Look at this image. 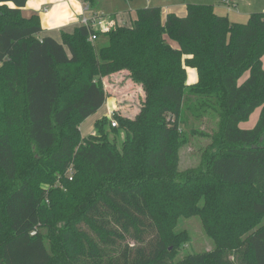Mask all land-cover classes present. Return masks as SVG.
Instances as JSON below:
<instances>
[{
  "label": "trees",
  "instance_id": "1",
  "mask_svg": "<svg viewBox=\"0 0 264 264\" xmlns=\"http://www.w3.org/2000/svg\"><path fill=\"white\" fill-rule=\"evenodd\" d=\"M26 1L0 0V264H264V11L143 6L97 48L83 24L42 36ZM119 72L140 92L134 111L82 136L104 77L130 89ZM206 118L209 130L191 121ZM191 136L208 142L181 169ZM192 216L211 249L186 251Z\"/></svg>",
  "mask_w": 264,
  "mask_h": 264
},
{
  "label": "crops",
  "instance_id": "2",
  "mask_svg": "<svg viewBox=\"0 0 264 264\" xmlns=\"http://www.w3.org/2000/svg\"><path fill=\"white\" fill-rule=\"evenodd\" d=\"M128 7L124 6L122 1L117 5L115 10H109V14H106L103 11V5L99 2L93 4L88 10L84 9L85 2L83 0H27L25 5L21 8L22 14L24 16H28L32 13H36L39 16L40 24H41V32L42 36H52L57 40L61 39L62 31H71L75 26L80 24L81 17L91 16L93 14L98 16L99 23L93 26V30L95 31L96 37L93 40L95 45H104L107 42V37L103 31L107 29L112 23L117 22L119 24L130 25L132 20L136 16V9L143 6H153L157 5L161 7L162 18L164 19L167 13L173 12L178 16H184L186 14V3L184 0H165L163 3H158L156 0H127ZM126 5V3H125ZM221 5V6H220ZM214 6V5H213ZM219 6L225 10V14H227L230 20L238 19L236 14L229 16L228 13L234 12L236 6L231 5L227 7V3L225 0H221ZM215 8V7H214ZM117 9V10H116ZM216 9V8H215ZM119 10V11H118ZM251 11V10H250ZM250 12L248 11V14ZM124 14V15H123ZM129 17L126 21L124 17ZM236 21V20H235ZM102 31V38L98 36L97 32ZM262 65L264 67V54L261 57ZM248 75V72L244 73L243 78ZM112 78L116 79L118 82L121 80V83L125 85V87H129L130 89L125 92H135L137 91L136 97L138 98L140 92L138 87L133 84V82L129 78L124 77V72L115 73L112 75ZM197 80V72L195 68H186V81L188 84L194 83ZM104 86L106 85V78H103ZM138 101V100H137ZM119 108L125 109V105H117L112 96H107L105 103L92 115L88 116L79 126L81 132V126H85L86 132H81L82 136H85L89 133L93 132L94 122L101 118L102 116L110 117L113 110ZM135 108V107H134ZM134 108H131L134 111ZM122 109V112H127ZM121 111V109L117 110ZM242 126V122L240 123ZM252 127V126H250ZM249 128V127H247ZM86 133V134H84Z\"/></svg>",
  "mask_w": 264,
  "mask_h": 264
},
{
  "label": "rangeland",
  "instance_id": "3",
  "mask_svg": "<svg viewBox=\"0 0 264 264\" xmlns=\"http://www.w3.org/2000/svg\"><path fill=\"white\" fill-rule=\"evenodd\" d=\"M122 1L123 5L128 7V3L126 2L127 0H96L98 3H102L103 5V11L106 14H109V10H115L116 6H119V3ZM165 0H156L158 3H163ZM185 2H191V3H210L213 4L214 7L216 8L215 10L221 14H225V10L222 9L219 4L221 0H184ZM227 3V7L229 4L235 5L237 10V13L230 12L228 13L229 16H232L233 14H236L238 16V19H235L238 22H244L246 21L248 17V11L249 12H254V11H264V0H225ZM126 3V5H125ZM117 10V9H116ZM251 10V11H250ZM119 11V10H118ZM124 15V14H123ZM126 18V19H125ZM124 19L127 21L129 17H124ZM234 20V21H235ZM98 36L103 39L102 34H98ZM97 48L101 45H96ZM111 83H114L113 80H108L105 85V89L107 92L108 96H112L114 98V101L117 103V105H125V109L119 108L117 106L116 110L118 109L122 111H127L131 113V108H134L137 105V91L135 92H128L125 94V92H119ZM117 83V82H116ZM112 85V86H111ZM120 90V88H119ZM111 92V93H110ZM112 111V112H113ZM259 114V108L255 109L250 117L248 118L247 121L242 122L243 127H250L253 126L258 118ZM112 116V113H111ZM193 122V125L201 130H209L208 124L212 126L211 119L206 118L202 122H198L196 120H191ZM86 121L83 123L85 124ZM81 132H86L85 126H81ZM86 134V133H84ZM124 138L123 132H120L119 135V141L118 143L120 144L121 141ZM190 143L186 144L183 146L180 150V163L179 167L182 169L184 167L194 165L196 162H198L199 155L201 152V149L207 144L208 140L205 137H190ZM181 227L186 229L189 233L190 236V242H188L186 246V251L187 252H199L202 250H209L213 247V242L208 237L201 225L200 219L198 216H192L188 218H182L180 220Z\"/></svg>",
  "mask_w": 264,
  "mask_h": 264
},
{
  "label": "built area",
  "instance_id": "4",
  "mask_svg": "<svg viewBox=\"0 0 264 264\" xmlns=\"http://www.w3.org/2000/svg\"><path fill=\"white\" fill-rule=\"evenodd\" d=\"M232 4H229V7L231 6ZM233 6V5H232ZM90 8V6H89V4L88 3H85V6H84V9L85 10H88ZM80 24H83V25H86L88 28H92L93 29V26L95 25V24H97V23H99V21H98V16L97 15H95V14H93V15H91V16H82L81 17V19H80ZM95 37H96V34H95V32H91L90 34H89V39L91 40V41H93L94 39H95ZM111 125L112 126H115L116 125V121L115 120H112L111 121ZM69 171H70V169H69ZM69 179H71V175H69Z\"/></svg>",
  "mask_w": 264,
  "mask_h": 264
}]
</instances>
